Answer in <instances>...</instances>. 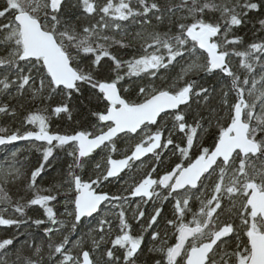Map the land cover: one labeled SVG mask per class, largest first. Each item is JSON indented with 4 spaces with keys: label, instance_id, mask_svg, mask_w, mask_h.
Instances as JSON below:
<instances>
[{
    "label": "snow or ice",
    "instance_id": "snow-or-ice-1",
    "mask_svg": "<svg viewBox=\"0 0 264 264\" xmlns=\"http://www.w3.org/2000/svg\"><path fill=\"white\" fill-rule=\"evenodd\" d=\"M0 264H264V0H0Z\"/></svg>",
    "mask_w": 264,
    "mask_h": 264
},
{
    "label": "trees",
    "instance_id": "trees-1",
    "mask_svg": "<svg viewBox=\"0 0 264 264\" xmlns=\"http://www.w3.org/2000/svg\"><path fill=\"white\" fill-rule=\"evenodd\" d=\"M249 35H251V34H249Z\"/></svg>",
    "mask_w": 264,
    "mask_h": 264
}]
</instances>
